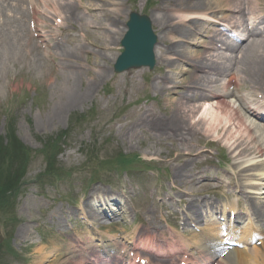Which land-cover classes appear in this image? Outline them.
Here are the masks:
<instances>
[{
    "label": "rangeland",
    "instance_id": "rangeland-1",
    "mask_svg": "<svg viewBox=\"0 0 264 264\" xmlns=\"http://www.w3.org/2000/svg\"><path fill=\"white\" fill-rule=\"evenodd\" d=\"M216 1L218 0H209V8L196 15L203 21L200 23L204 24V29L200 34H196L192 44L187 45L188 55L192 54L191 52L202 54L204 50L197 46L208 42L207 38L212 30L221 29L220 22L215 20V17L220 19L222 15L236 14L231 11V13L225 12L227 7L225 8L224 3L218 1L215 4ZM259 2L264 5V0ZM78 4L79 12H84L90 22L97 19V13H88L83 9L103 8L106 12L117 13L113 16L115 20L113 26L108 28L106 26L109 31L95 32L88 28H74L64 35L76 38L74 44L68 42L66 46H74L77 43L86 45V36L91 40L100 38L105 43L107 38V44L108 42L110 44L108 49L101 52L103 56L99 59V63L107 71L97 82L91 81L93 71H96L94 55L92 56L91 53L81 55L79 65L88 71L76 78L72 92L80 93L90 87L91 90L87 91L83 98L65 109L61 106L54 109L57 99H64L63 96H57L55 93L54 85L61 81L63 75H56L54 64H50L49 69L43 70L44 73L34 69L20 70V65H16L9 69L8 74L0 76V148L3 144L8 147L10 143L20 146L21 150L15 153H12L10 148L3 150L4 153L11 152L9 159H13V162L22 153L28 152L21 169L26 172L24 181L29 182L17 194L10 196L13 203L10 206L14 207L16 203L14 213L6 212V209L0 210V244L9 241V248L4 246L0 251V264H31L35 259L33 250L36 247L44 246L49 249L48 242L53 240L61 242L62 239L67 238L66 232L72 226L77 235L87 233L89 228L79 220V217H75L72 211L81 208L93 197L95 189L119 192L124 199L130 200L131 211L127 214L135 221L128 224L130 228L133 226L138 228L141 222L147 223L144 220H148L152 222L150 226L166 229L167 223L172 225L168 214H173V217H176L174 219L177 220L188 199L196 202L211 200L221 207L231 202L235 203V199L238 198L242 203H247V199L242 200L233 189L236 187L235 184L214 191V185L217 184L215 178L207 182L200 179L195 191L191 192L190 196L182 195L179 202L178 191L176 186L172 185V179L175 166L180 163L177 155L182 146L171 139L155 138L153 133L144 128L133 129L141 117L145 119L149 114H154L160 118L164 113L170 112L174 106V99L180 98V93L175 94L178 89L174 90V87L189 80L188 74H183L189 66L179 61H173L176 66L172 68L156 61L151 71L142 68L128 70L122 74L113 72L114 62H111V58L119 56L122 52L120 42L117 41V31H121L123 24L125 26L128 21V12L136 11L148 16L163 15L158 10L161 0H81ZM174 16L195 17L187 13L174 14ZM29 17L30 15L27 18V25L29 19L31 20ZM153 30L160 37L158 52L161 54L163 33L157 22L154 23ZM109 36L112 38L108 39ZM33 40L36 41L34 38ZM88 49L91 50L90 47ZM161 85L166 87V90H162L159 87ZM262 90L264 91V87ZM203 103L199 105L202 106ZM55 110L58 115H53ZM131 129L133 133L130 132ZM55 144L60 149L50 150L49 148ZM192 145L197 150L206 152L200 158L188 163L190 170L195 174L208 169L220 176L223 169L233 172V168H244L240 158L234 162L227 146L224 148L217 141H213L212 137L209 139L197 135ZM53 152H57L56 158L49 157ZM131 156H137L141 163L151 161L148 164L152 168L150 172L145 173V165H139L138 162L134 163L138 166L136 170L130 171L132 176L115 168L119 161L124 162ZM61 166L64 169L61 178L49 181L42 178L36 182L38 175ZM128 167L132 168V165ZM142 167L143 170L138 171ZM143 174L145 176H142ZM251 178L253 179V177L249 179ZM223 181L226 182L228 179ZM241 181L246 193L263 200L264 189L258 191L250 186L261 185H254V180L246 181V178ZM33 182L39 183V186H33ZM10 188H15V182ZM178 189L181 190L180 187ZM230 191L236 194H231ZM169 197H174V200ZM102 209L109 211L108 206L102 205ZM67 210L73 214L62 215ZM66 216L69 218L67 219ZM56 218L65 219L63 227H57L55 221L53 223ZM252 218L255 222L254 226H257L254 217ZM138 219H141V222L136 225ZM25 227L30 230L29 239H25L20 233ZM107 228L112 235L127 229L125 223L121 221L105 225L100 233L105 232L106 236ZM181 228L178 226L176 229L179 234H182ZM94 229L93 226L92 230ZM188 230L191 231V228ZM175 238L178 240V237ZM42 241L44 245H40Z\"/></svg>",
    "mask_w": 264,
    "mask_h": 264
},
{
    "label": "bare ground",
    "instance_id": "bare-ground-1",
    "mask_svg": "<svg viewBox=\"0 0 264 264\" xmlns=\"http://www.w3.org/2000/svg\"><path fill=\"white\" fill-rule=\"evenodd\" d=\"M75 1L34 0V2H30L29 4L31 20L38 23L40 18L42 23H48V19L52 20L50 18L52 16L73 24L71 28H88V30L95 32L99 30L106 31L108 30V26H113L115 21L113 16L117 14L115 11L106 12L103 8L83 9L88 13H97L99 18L97 17V19L90 22L84 12H79L78 3L81 0H78V2ZM218 1L221 4L224 3L227 11L237 14V16L229 18L221 17L223 20H228L231 28L235 30L239 29L238 26H244L246 15H251L256 7L255 0ZM26 3L27 0H0V76L2 74H8L9 69L16 65H20L22 68H33L34 70L42 72L50 68L49 64H46V59H49L52 63H55L56 60V70L63 77L59 83L54 85V89L57 96H63L64 99H57L54 109L57 106L65 109L68 105L79 101L86 95L87 91L89 92L91 90L90 87H87L80 93L72 92L75 87L76 78L80 74L82 75L88 71V69L79 65L81 55L88 53H91L92 56L94 55L96 71H93L91 81L97 82L107 71L99 63V59H102L103 56L101 52L108 49L110 44L109 42L107 44V38L105 43L100 38L91 40L88 36H84L87 41L86 45L77 43L74 46L66 47L61 40H57L51 25L45 24L42 27L44 37L42 34L39 37L44 43L46 51L41 54L38 45L31 39V31L26 26L28 13L24 8ZM208 3L209 0H161V5L158 10L163 15L150 17L152 24L154 25L157 22L163 33V52L161 54L158 52L157 44L154 48L155 60L171 68L176 66L172 63L173 61L187 64L189 68L184 70L183 74H188L189 80L185 84L174 87V90L178 89V92L175 94L180 93V98L174 99V106L170 112L167 114L164 113L160 118L154 114H149L145 119L141 117L139 122L133 127V129L144 128L153 133V137L155 138L171 139L182 146L177 155L180 163L175 166L174 178L172 179V185L174 184L178 191L177 197H179V202L182 195L186 194L190 196L195 191L197 182H200V179L205 180L211 175L209 170L195 174L189 168L188 163L195 161V158L202 155V151L197 150L192 145L195 136L201 135L204 138L212 137L213 139L219 140L227 146L235 161L241 157L251 155L264 158V142L256 136L254 131H251V127L246 123V117L242 111L233 109L224 100H218L212 106L209 105L207 108H203L204 103L209 102L208 99L210 97H217L214 94V90L219 92L226 91L227 85L222 81L223 79H227L231 84L237 83L243 89L247 90L249 92L247 94L248 104L252 106L259 104V102L253 103L252 97H254V93L258 95L262 94V88L264 87V39L256 42L258 38L264 36V13H259L262 5H259L260 8H258V11L254 15L255 19H251V24L249 25L251 31L245 29L248 33V38L244 39L241 45H238V47L233 46L221 38H219V41L217 39L218 30L214 29L210 32L211 34L207 39L208 42L203 46H197L203 49L204 52L202 54L191 52L193 55H188V51H186L187 45L192 44L196 34H200L204 29V24L200 23V21H203L196 17V15L207 10L209 8ZM185 13L194 15L195 17L174 16V14ZM82 21L85 22L82 23ZM91 23H94V25ZM36 28L40 30V27L37 26ZM36 28H34L35 33L37 32ZM108 31L107 33H109ZM125 31L123 24L121 31H117L118 42H120ZM241 32L244 31L242 30ZM87 33L90 34L91 32ZM111 38L112 36L108 37V39ZM157 38L159 40L160 37L157 35ZM69 41L70 44H74L76 39H70ZM95 47L96 50H94ZM223 48L225 49V53L235 54L234 57L229 58L225 53H221L220 51ZM237 52H239L238 57ZM173 56L175 57L174 59L172 58ZM116 57L113 56L111 58L112 63ZM89 67L91 68V66ZM164 76L170 80L168 76ZM159 87L162 90H166V87L162 85ZM202 102H204L202 106L199 105ZM261 108V110H264V106ZM54 114L58 115L56 114V110L53 111ZM259 117L264 119V113L261 112ZM133 129L130 132L133 133ZM262 166L256 168V165H254L251 170H248V168H235L233 172H230L229 185L235 184L237 193L242 200L247 199L246 205L248 210H250V215H253L258 223L257 228L259 230L255 229L252 223H249L251 225V231L249 232V238H243V246H246L249 241L252 243V236L254 238L257 236V240H261L264 237L262 234L264 231V200L251 197L250 193H246L245 186L240 183V180L246 176L245 174L250 173V176L254 177L255 175L251 174V172H256L255 169L262 170ZM262 175H264V172L261 173ZM93 195V198L87 200L79 208V211L85 219H90L96 227H101L105 223L112 221L114 223L121 222L126 217L124 210L120 212V209L109 215L104 210L97 212L95 209H98L97 207L100 206V203L110 202L113 199L117 201V199L111 193L99 189H95ZM169 199L174 200V197H169ZM238 205H240V201H238ZM203 206L208 208L216 207L214 203L206 202L205 200L203 202L187 200L185 208L187 207L188 209L186 214L194 216V221L189 220V224L202 220L200 211ZM64 213H68V211H64ZM119 213L123 217L118 216ZM54 221L57 227L61 228L64 226L62 219L56 218L53 220V223ZM145 222L148 224L141 222V228H136L133 234L120 235L119 241L113 236L105 238L100 234L96 236L92 233L79 236L75 231L67 232L69 236L67 241H63L60 244L51 242L50 250L42 246L34 249L35 259L31 264H125L126 257L119 258L120 255L118 253L120 251L117 250L119 247L121 249L131 247V249L145 250L143 246H139L142 243H153L160 249L164 247L163 237L165 232L161 228H156L153 225L150 226L152 223ZM249 225L247 226L250 227ZM227 230L229 232L227 235L230 238H232L231 236H235L236 240L237 238L239 239L237 243L234 242L235 245L238 243L241 244V238L246 232L238 233L230 227H227ZM20 233L25 239L31 237L28 227L23 228ZM217 237H219V233L212 218H210V224L206 232L203 231L200 234L191 233L189 238L181 236L184 249L186 248L191 254L189 261L194 264H210L216 254L222 256L227 252L226 256L223 257L224 261L230 262L232 257H236L233 260L234 264H264V248L250 245L247 250L249 254H246V248H243V250H240V253L245 255L244 258L240 253L236 254V248L229 250V248L224 247L218 242ZM174 244L175 242L171 241L167 247H172ZM136 254L139 255V253ZM195 254L196 256H193ZM174 258L168 259L167 261L161 258V261L157 263L167 264L169 261H174Z\"/></svg>",
    "mask_w": 264,
    "mask_h": 264
},
{
    "label": "water",
    "instance_id": "water-1",
    "mask_svg": "<svg viewBox=\"0 0 264 264\" xmlns=\"http://www.w3.org/2000/svg\"><path fill=\"white\" fill-rule=\"evenodd\" d=\"M127 26L129 31L122 44L125 51L115 65L116 71L139 68L144 65L152 67L156 36L152 33L149 20L132 14Z\"/></svg>",
    "mask_w": 264,
    "mask_h": 264
},
{
    "label": "trees",
    "instance_id": "trees-1",
    "mask_svg": "<svg viewBox=\"0 0 264 264\" xmlns=\"http://www.w3.org/2000/svg\"><path fill=\"white\" fill-rule=\"evenodd\" d=\"M7 148H10L12 153L20 151V146L16 145V143L14 145H11V143H10V144H8V147L5 144H3L1 146V148H0V174L3 171L2 165L9 163L11 160V159H9V154L11 152H5V153L3 152V150H6ZM8 181H10V179ZM11 183H13V180L6 187H4L3 183L0 182V201L3 200L2 196L5 192V189H7V187H9V185H11Z\"/></svg>",
    "mask_w": 264,
    "mask_h": 264
}]
</instances>
